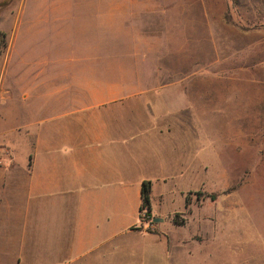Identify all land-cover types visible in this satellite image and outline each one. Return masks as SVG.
Returning a JSON list of instances; mask_svg holds the SVG:
<instances>
[{"label":"rangeland","instance_id":"374dc122","mask_svg":"<svg viewBox=\"0 0 264 264\" xmlns=\"http://www.w3.org/2000/svg\"><path fill=\"white\" fill-rule=\"evenodd\" d=\"M0 27L27 48L14 55L28 61L18 91L73 90L75 78L159 90L198 136V173L178 182L196 186L189 202L173 183L152 200L172 210L176 264H264V0H0ZM6 58L1 46L0 77Z\"/></svg>","mask_w":264,"mask_h":264},{"label":"crops","instance_id":"0c3cea01","mask_svg":"<svg viewBox=\"0 0 264 264\" xmlns=\"http://www.w3.org/2000/svg\"><path fill=\"white\" fill-rule=\"evenodd\" d=\"M0 31L7 39L0 77V264H169L172 255L176 264L182 252L171 249L166 234L172 210L154 213L152 200L160 203L159 186L173 183L187 204L186 191L196 186L178 182L198 173L196 130L190 133L177 109L149 93L159 90L128 92L123 78H75L73 90L18 91L22 72L15 66L28 61L14 55L27 48L17 31ZM144 181H151L157 232L140 227Z\"/></svg>","mask_w":264,"mask_h":264},{"label":"trees","instance_id":"16d2710c","mask_svg":"<svg viewBox=\"0 0 264 264\" xmlns=\"http://www.w3.org/2000/svg\"><path fill=\"white\" fill-rule=\"evenodd\" d=\"M6 45V33L0 31V47ZM142 193V205L143 207L147 208L148 212L151 214V181H144L141 188ZM187 203L189 202V195L186 197ZM178 221L176 218H174Z\"/></svg>","mask_w":264,"mask_h":264},{"label":"built area","instance_id":"2783aa9c","mask_svg":"<svg viewBox=\"0 0 264 264\" xmlns=\"http://www.w3.org/2000/svg\"><path fill=\"white\" fill-rule=\"evenodd\" d=\"M140 213H142V214H146V215H151L149 212H148V210H147V208H145V207H143L141 210H140ZM151 221H153V220H151Z\"/></svg>","mask_w":264,"mask_h":264}]
</instances>
